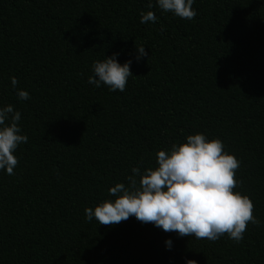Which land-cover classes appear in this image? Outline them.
<instances>
[{"label": "trees", "instance_id": "trees-1", "mask_svg": "<svg viewBox=\"0 0 264 264\" xmlns=\"http://www.w3.org/2000/svg\"><path fill=\"white\" fill-rule=\"evenodd\" d=\"M192 7L189 21L155 0H0V106L28 137L14 174L0 171V264H264V0ZM148 11L157 22L141 24ZM139 46L148 56L133 58L123 93L87 82L93 61L123 64ZM196 133L240 161L234 191L260 221L242 241L85 219L131 168Z\"/></svg>", "mask_w": 264, "mask_h": 264}, {"label": "clouds", "instance_id": "clouds-1", "mask_svg": "<svg viewBox=\"0 0 264 264\" xmlns=\"http://www.w3.org/2000/svg\"><path fill=\"white\" fill-rule=\"evenodd\" d=\"M195 0H155L162 12H170L180 19L193 20L197 11L192 7ZM153 7L152 3L148 8ZM153 11L141 12V24L157 22ZM119 53L103 60L93 61L87 82L96 88L101 84L110 92L123 93L132 76L133 58L139 62L147 57L144 46L135 47V55L123 64L117 62ZM18 100H28L26 90L16 88L17 80L10 77ZM21 113L13 105L0 106V171L13 175L18 160L15 151L28 137L21 134ZM156 166L131 168L125 177L127 184L116 183L108 189L106 199L92 208H85L87 221L101 225L118 224L129 217L141 223H152L164 232H175L178 237H194L215 242L227 234V238L239 243L244 239L248 223L258 225L253 216V202L247 195L234 191L240 183L235 179L240 161L225 150L223 142L209 140L205 134L196 133L185 137V142L173 143L155 154ZM167 250L172 240H165ZM185 264H197L185 259Z\"/></svg>", "mask_w": 264, "mask_h": 264}]
</instances>
